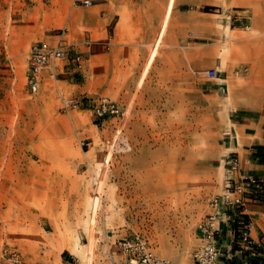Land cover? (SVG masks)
<instances>
[{
  "label": "rangeland",
  "instance_id": "1",
  "mask_svg": "<svg viewBox=\"0 0 264 264\" xmlns=\"http://www.w3.org/2000/svg\"><path fill=\"white\" fill-rule=\"evenodd\" d=\"M94 2L100 27L73 0H0V264L126 261L134 233L189 264L225 190V127L264 122V0ZM63 30L84 69L48 66L32 93L31 44ZM86 95L125 115L64 104Z\"/></svg>",
  "mask_w": 264,
  "mask_h": 264
},
{
  "label": "built area",
  "instance_id": "2",
  "mask_svg": "<svg viewBox=\"0 0 264 264\" xmlns=\"http://www.w3.org/2000/svg\"><path fill=\"white\" fill-rule=\"evenodd\" d=\"M73 3L90 7L95 2L73 0ZM65 32L58 33L54 39H39L31 44L26 78L32 93L39 91L44 69L48 66L64 71L66 66L72 65L75 71H83L87 57L78 46L66 42ZM208 74L216 77L217 70L210 68ZM84 102H93L94 114L99 119L125 115L122 105L107 96L94 101L87 95L64 98L67 107H79ZM252 153L264 160L262 147L253 148ZM224 168L227 173L225 190L212 198V211L198 224L202 244L194 250L189 264H264V233L257 234L255 220L258 215L264 217V167L240 174V156L232 151L224 157ZM116 244L128 253V257L126 261H118L110 256L113 264H173L169 258L156 254L141 233L119 239Z\"/></svg>",
  "mask_w": 264,
  "mask_h": 264
},
{
  "label": "crops",
  "instance_id": "3",
  "mask_svg": "<svg viewBox=\"0 0 264 264\" xmlns=\"http://www.w3.org/2000/svg\"><path fill=\"white\" fill-rule=\"evenodd\" d=\"M101 4L102 3H95L93 6H99ZM74 5H76V14H78L79 11L82 14L83 21L91 27L102 26L104 20L111 16V10L109 7L106 10L100 8L88 10L84 6V8L78 10V4ZM216 91L218 92L212 95L210 94L212 98L213 96H219V89H216ZM230 122L231 125L226 126L223 131L225 138L222 144L225 150H228L229 152H237L240 156V174L261 170L264 167V160L260 155L252 153L253 148L258 146L262 147L264 151V122H261L259 114H255L252 118H240L238 121H233L231 119ZM227 128H230L229 133H227ZM239 134H241L240 137ZM229 152H227V154ZM259 213L261 214V211H259ZM255 220L257 221L256 232L260 235L262 232L264 233V217L258 215L255 217Z\"/></svg>",
  "mask_w": 264,
  "mask_h": 264
},
{
  "label": "bare ground",
  "instance_id": "4",
  "mask_svg": "<svg viewBox=\"0 0 264 264\" xmlns=\"http://www.w3.org/2000/svg\"><path fill=\"white\" fill-rule=\"evenodd\" d=\"M181 261V260H180Z\"/></svg>",
  "mask_w": 264,
  "mask_h": 264
}]
</instances>
